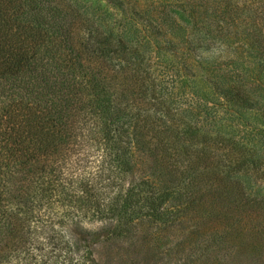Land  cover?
Wrapping results in <instances>:
<instances>
[{
	"label": "trees",
	"instance_id": "1",
	"mask_svg": "<svg viewBox=\"0 0 264 264\" xmlns=\"http://www.w3.org/2000/svg\"><path fill=\"white\" fill-rule=\"evenodd\" d=\"M81 3L0 0V264H100L75 235L84 222L118 240L145 217L193 221L206 238L197 264H264V187L242 181L244 166L258 173L253 154L237 137L166 125L160 108L179 102L158 88L143 45ZM234 91L221 93L250 102ZM135 145L151 173L130 180Z\"/></svg>",
	"mask_w": 264,
	"mask_h": 264
},
{
	"label": "rangeland",
	"instance_id": "2",
	"mask_svg": "<svg viewBox=\"0 0 264 264\" xmlns=\"http://www.w3.org/2000/svg\"><path fill=\"white\" fill-rule=\"evenodd\" d=\"M82 1L84 11L95 12L103 29L109 27L143 45L139 55L158 79V88L181 103L160 108L166 125L175 120L180 135L195 127L205 134L237 137L259 169L257 173L244 166L242 181L248 187H264V55L258 46L260 31L264 32V0H204L200 13L195 10L197 0ZM231 88L250 102L236 105L229 94L221 93ZM155 108L156 104L150 111ZM165 134L173 135L170 129ZM199 148L233 155L210 145ZM150 162L146 151L135 145L129 179L151 173ZM175 212L169 206L165 217L179 219ZM85 222V229L75 235L84 247L91 246L100 264H197L206 241L194 232L193 221L165 227L161 220L145 217L128 237L118 240L101 231L100 221Z\"/></svg>",
	"mask_w": 264,
	"mask_h": 264
}]
</instances>
